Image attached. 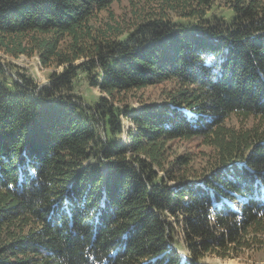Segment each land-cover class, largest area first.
I'll list each match as a JSON object with an SVG mask.
<instances>
[{
    "label": "trees",
    "instance_id": "16d2710c",
    "mask_svg": "<svg viewBox=\"0 0 264 264\" xmlns=\"http://www.w3.org/2000/svg\"><path fill=\"white\" fill-rule=\"evenodd\" d=\"M115 1L0 0V51L62 67L41 87L0 71V264H205L262 247L264 0H146L129 29ZM80 74L104 93L87 108ZM155 85L161 102L119 107ZM195 137L199 169L167 160L168 142Z\"/></svg>",
    "mask_w": 264,
    "mask_h": 264
},
{
    "label": "rangeland",
    "instance_id": "374dc122",
    "mask_svg": "<svg viewBox=\"0 0 264 264\" xmlns=\"http://www.w3.org/2000/svg\"><path fill=\"white\" fill-rule=\"evenodd\" d=\"M215 1V4L217 5L226 6L224 4L225 0ZM146 2V0H117L110 6L112 17H115V19L119 21L125 20L127 22L125 28L129 29V26H131L134 21V17L132 16L134 10L136 11L145 6L147 7L148 5ZM108 14L107 11H102L98 18L107 19ZM61 68V66H43L37 53H32L30 55L19 54L18 56H14L0 51V71L3 75L6 74L8 77L15 80H19L20 75L28 76L38 87L48 84L50 74L53 72H59ZM167 89L168 87L166 85H155L134 91L127 94L124 102L119 103V107L123 108L124 105L127 106L130 111L129 115H132V112L139 110L143 104L158 103L164 100L167 95ZM72 92L79 97L77 101L86 108L87 106L94 104L98 96H104V93H102L99 88L89 86L84 74H80L75 79ZM120 118L123 122L124 132L119 134L116 137V140L121 143H127L128 135L125 130L131 125V123L122 114L120 115ZM230 122H232L233 125L241 123L240 120L233 118H231ZM207 153H209V151L207 147L202 144V138L195 137L189 140L177 139L167 143V160H173L177 155L186 154L192 158L189 164L195 171L203 165ZM160 172L162 174L164 173L162 171ZM169 184L174 186L175 182L170 181ZM172 236L174 237V240L170 245L181 256L187 255L188 250L182 239L183 232L178 224L174 225ZM238 254L239 256L226 258H220L216 255L208 254L203 258V261L205 264H264V242L262 243V247H257L252 250L249 249Z\"/></svg>",
    "mask_w": 264,
    "mask_h": 264
}]
</instances>
